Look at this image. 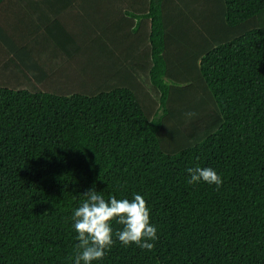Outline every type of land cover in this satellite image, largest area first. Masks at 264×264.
<instances>
[{"label":"trees","instance_id":"16d2710c","mask_svg":"<svg viewBox=\"0 0 264 264\" xmlns=\"http://www.w3.org/2000/svg\"><path fill=\"white\" fill-rule=\"evenodd\" d=\"M25 1L45 24L64 12ZM184 1L127 11L134 31L150 23L124 68L104 49L115 76L71 94L48 88L43 63L0 18L6 75L26 78L0 84V264H74L71 217L93 186L106 200L142 195L158 230L151 251L124 246L113 220L115 243L93 264H264V0H218L207 45L181 26ZM137 53L150 60L145 81ZM197 166L222 186L188 183Z\"/></svg>","mask_w":264,"mask_h":264},{"label":"crops","instance_id":"0c3cea01","mask_svg":"<svg viewBox=\"0 0 264 264\" xmlns=\"http://www.w3.org/2000/svg\"><path fill=\"white\" fill-rule=\"evenodd\" d=\"M6 1L4 3H6ZM36 1L39 4L36 6L37 11H39L38 6L55 11L58 3L63 7L65 5L63 14L59 16L60 23H55L53 13L48 11L50 14H48V19H46L45 24L42 19L39 20L40 17L37 13L29 11L25 0H19L21 6L32 16L34 21L32 19L30 20L34 22L33 29L36 30V34L35 37L33 35L21 41L18 39L17 42L26 44L28 49L33 51L35 56H38L40 53L38 60L43 63L42 70L47 71V81L52 76L54 79H62L60 83L67 84V81L69 79L71 80L74 76V71H78L80 74L88 77H95L96 74H102V82L108 77L115 76L116 68L111 65L104 52H102L104 49L111 51L113 55H117L116 58L119 62L117 59L116 60L118 64H123L120 67L124 68L126 64L124 54L127 48L130 47L131 42L129 44L124 43L125 45L122 47H116L113 37H111L108 32V24L106 21L107 13L105 11L106 5L103 4V1L101 3L99 0H94L93 5L91 4V8H88V2L85 4L83 0H58L57 2H55V0ZM112 4L113 2H111L110 6ZM1 6L0 11L2 16L4 9ZM129 11H131V9ZM21 12V14H18L19 18L25 17L26 13L24 11ZM8 30L14 32L11 27L8 28ZM68 32H70L72 36H70ZM53 35H56L58 39L51 37ZM111 35L114 34L111 33ZM138 35L141 34H137L135 39L138 38ZM100 38H102V40H100ZM54 39L63 46L62 50L60 49L61 47L59 48V45L55 43ZM98 40L102 43V49L96 44ZM102 58L105 61H103ZM134 60L138 75L141 77L143 76L142 79L145 81L150 65L149 58L145 54L137 53ZM63 65H65V72L63 74H58L60 71L57 72V70L63 68ZM106 67L107 69H105ZM79 83H81L82 86L87 85L84 80ZM98 83L100 82L95 80L94 86ZM91 85L92 83L89 86Z\"/></svg>","mask_w":264,"mask_h":264},{"label":"rangeland","instance_id":"374dc122","mask_svg":"<svg viewBox=\"0 0 264 264\" xmlns=\"http://www.w3.org/2000/svg\"><path fill=\"white\" fill-rule=\"evenodd\" d=\"M4 0L0 6L5 2ZM101 3L103 1V4L106 5V13H107V24H108V32L111 37L114 39V43L116 47H122L123 45L129 44L130 42H133L135 40V36L138 33H141L142 31H146V29L149 26V20H140L139 29L135 30L137 19L130 17L129 14H127V11L130 9L136 10V11H145L148 8L150 0H99ZM79 2V1H78ZM88 2V3H87ZM94 0H83V3H87L88 8H91V4L93 5ZM111 2L113 4L110 6ZM180 0H170V6L174 3L177 4V7H179ZM218 0H185L181 4V9L184 10L188 15H191L188 17L189 20L186 22L187 25H181L185 28L184 31L188 32V35H192V37H195L196 39H202V42L207 45V43H210V34H208V31L211 27H217L215 30L219 29V25H221L219 18H218ZM110 6V8H109ZM4 9V13L0 16L2 20V24L5 26V29L7 28H13L14 32L12 34L16 39L24 40L26 38L32 37L36 34V30L33 29L34 20L32 19V16L29 14V12L26 11V9L21 6L19 3V0H7L6 3H4L1 6ZM168 11H170L169 3L167 4ZM195 9V11H191V9ZM24 11L26 13L25 17L19 18L18 14H21ZM32 19V20H30ZM104 22V21H103ZM113 33L114 35H111ZM217 34L214 38L221 37V33L219 31H216ZM224 34V32H222ZM218 36V37H217ZM191 37V38H192ZM193 39V38H192ZM179 38L177 39V42H179ZM181 47V45H180ZM1 50L4 51L3 45L0 43ZM182 48V47H181ZM37 58L40 57V53ZM103 61H105L102 58ZM6 66L10 67V65L7 64V57L0 52V84H4L10 87H17L18 85H22V82L26 80L20 79V78H14L11 79L9 75H6ZM103 66V65H102ZM110 66V65H109ZM109 68V67H108ZM23 69V68H22ZM107 69V67L105 68ZM6 70V71H5ZM65 65H63V68H59L57 72L60 71L58 74H63L65 72ZM24 74L27 78L30 80H33V76L26 70L23 69ZM74 76L72 79L67 81V84L60 83L62 79H54L52 76L48 79L46 82V85L49 89H51L54 92L60 93V94H71L73 92H89L93 89L92 86H94V81L97 80L98 82H102V74H96L95 77L93 76H84L80 74L78 71L73 72ZM63 76V75H62ZM15 77H17L15 75ZM105 77V76H104ZM143 77V76H142ZM76 80V81H75ZM85 81L86 86H82L80 81ZM28 83H23L22 88H28ZM60 83V84H59ZM92 83L91 87L89 86ZM100 84V83H98ZM82 88V89H81Z\"/></svg>","mask_w":264,"mask_h":264},{"label":"clouds","instance_id":"9594fccd","mask_svg":"<svg viewBox=\"0 0 264 264\" xmlns=\"http://www.w3.org/2000/svg\"><path fill=\"white\" fill-rule=\"evenodd\" d=\"M186 171L190 176V184L203 181L214 184L217 189L223 184L222 176L212 167L197 166ZM83 194L86 199L71 217L79 241L74 264H93L105 257L115 243L111 224L113 220L123 226L115 233V237L124 246L135 244L148 251L155 247L158 230L151 223L150 209L142 195L134 194L131 200L117 199L115 196L106 200L94 186Z\"/></svg>","mask_w":264,"mask_h":264}]
</instances>
